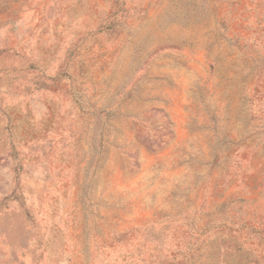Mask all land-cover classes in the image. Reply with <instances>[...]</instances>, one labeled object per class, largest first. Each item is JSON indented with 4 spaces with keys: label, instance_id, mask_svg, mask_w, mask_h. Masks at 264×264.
<instances>
[{
    "label": "rangeland",
    "instance_id": "1",
    "mask_svg": "<svg viewBox=\"0 0 264 264\" xmlns=\"http://www.w3.org/2000/svg\"><path fill=\"white\" fill-rule=\"evenodd\" d=\"M0 264H264V0H0Z\"/></svg>",
    "mask_w": 264,
    "mask_h": 264
}]
</instances>
